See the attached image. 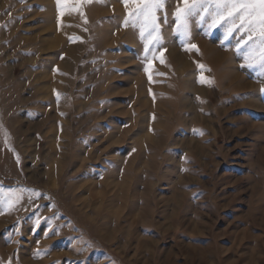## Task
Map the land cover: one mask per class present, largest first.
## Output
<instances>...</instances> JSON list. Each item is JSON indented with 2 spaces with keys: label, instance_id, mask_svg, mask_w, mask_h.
<instances>
[{
  "label": "rangeland",
  "instance_id": "rangeland-1",
  "mask_svg": "<svg viewBox=\"0 0 264 264\" xmlns=\"http://www.w3.org/2000/svg\"><path fill=\"white\" fill-rule=\"evenodd\" d=\"M178 6L0 0V264H264V70Z\"/></svg>",
  "mask_w": 264,
  "mask_h": 264
},
{
  "label": "snow or ice",
  "instance_id": "snow-or-ice-1",
  "mask_svg": "<svg viewBox=\"0 0 264 264\" xmlns=\"http://www.w3.org/2000/svg\"><path fill=\"white\" fill-rule=\"evenodd\" d=\"M85 2L90 3L91 0ZM123 3L126 7L129 4L133 6L130 15L139 24L142 38L159 44L158 12L164 9L165 0H123ZM181 3L182 6L175 11L178 33L188 38L189 20L198 16L202 22L208 23L209 28H224L225 38L232 33L243 34L247 40L242 36L237 41V52L243 54L250 67L258 66L264 70V0H181ZM145 47L148 50V46ZM191 47L196 48L195 45ZM201 82H204L203 78ZM20 199L21 194L15 190L0 188V204L11 206Z\"/></svg>",
  "mask_w": 264,
  "mask_h": 264
},
{
  "label": "bare ground",
  "instance_id": "bare-ground-1",
  "mask_svg": "<svg viewBox=\"0 0 264 264\" xmlns=\"http://www.w3.org/2000/svg\"><path fill=\"white\" fill-rule=\"evenodd\" d=\"M23 132H25V131H23Z\"/></svg>",
  "mask_w": 264,
  "mask_h": 264
}]
</instances>
